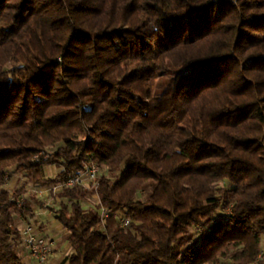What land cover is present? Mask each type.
Wrapping results in <instances>:
<instances>
[{
  "label": "trees",
  "instance_id": "trees-1",
  "mask_svg": "<svg viewBox=\"0 0 264 264\" xmlns=\"http://www.w3.org/2000/svg\"><path fill=\"white\" fill-rule=\"evenodd\" d=\"M35 208L64 264H264V0H0V264Z\"/></svg>",
  "mask_w": 264,
  "mask_h": 264
},
{
  "label": "built area",
  "instance_id": "built-area-1",
  "mask_svg": "<svg viewBox=\"0 0 264 264\" xmlns=\"http://www.w3.org/2000/svg\"><path fill=\"white\" fill-rule=\"evenodd\" d=\"M100 172L101 169L97 164H86L81 171L74 174L67 181L48 188H40L39 192L43 194L45 189L46 191L54 190L58 192L63 188L80 186L91 192V197L87 203L101 204L98 193ZM100 216L104 224L109 216L104 206L101 207ZM121 223L123 226L129 225L130 218L123 217ZM22 241L20 253L22 257H25L26 264H48L55 248V240L53 238L39 234L35 225L28 223L22 229Z\"/></svg>",
  "mask_w": 264,
  "mask_h": 264
},
{
  "label": "crops",
  "instance_id": "crops-1",
  "mask_svg": "<svg viewBox=\"0 0 264 264\" xmlns=\"http://www.w3.org/2000/svg\"><path fill=\"white\" fill-rule=\"evenodd\" d=\"M53 167L49 166L45 168V173L49 174L51 173ZM54 172V171H53ZM53 173H51L52 175ZM14 179H18V181H22L21 184L26 182V179L22 175H16L14 176ZM17 186V185H16ZM27 189L28 191H34L37 193V195L41 198H47L49 196L50 191H46L42 194L39 192L40 188H48V187H38L33 186L32 183H27ZM14 188V187H10ZM35 216L32 220V223L35 225L37 231L39 234L48 236L50 238H53L55 240V248L52 253V255L49 258L48 264H64L65 259L71 252V248L69 246V243L67 241V231L62 227L60 223H58L56 220L50 219V216L46 213V208H35ZM22 223L19 222V225L21 226ZM21 251V249H20ZM25 261V257H23Z\"/></svg>",
  "mask_w": 264,
  "mask_h": 264
},
{
  "label": "rangeland",
  "instance_id": "rangeland-1",
  "mask_svg": "<svg viewBox=\"0 0 264 264\" xmlns=\"http://www.w3.org/2000/svg\"><path fill=\"white\" fill-rule=\"evenodd\" d=\"M52 170V169H51ZM54 171V172H53ZM56 172V169L53 167V170H52V172L51 173H55ZM51 173L49 172V174L51 175ZM21 182L22 181H18V179H14V177H13V179L12 180H10L9 182H8V186L9 187H15L16 185H19V184H21ZM52 203H53V201L51 200L50 202H49V204L50 205H52ZM93 203V202H92ZM45 210V209H44ZM46 213L48 214V216H50V219H52L53 220V222H54V220H56L55 218H54V216H53V214L51 213V211H49V210H47L46 211Z\"/></svg>",
  "mask_w": 264,
  "mask_h": 264
}]
</instances>
